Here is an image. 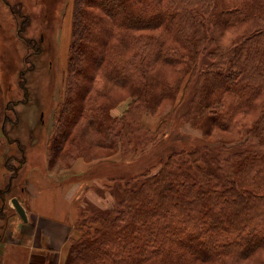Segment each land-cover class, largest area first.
Listing matches in <instances>:
<instances>
[{"label":"trees","instance_id":"obj_1","mask_svg":"<svg viewBox=\"0 0 264 264\" xmlns=\"http://www.w3.org/2000/svg\"><path fill=\"white\" fill-rule=\"evenodd\" d=\"M259 3L253 0L251 4L220 7L219 0H170L162 8L159 0H74L68 60V79L73 83L65 105L72 103L79 83L77 76H82V63L88 60L95 65V72L91 71L88 78L90 82L94 83L99 73L116 85L131 87L144 102L155 103L168 90L156 89L158 76L148 70L152 63L158 59L174 63L186 60L185 56L191 58L197 46V31L209 25L211 17L212 26L216 18H222L220 22L228 26L243 23ZM260 19L262 27L240 33L233 44L221 47L215 43L214 52L224 54L237 68L226 74L215 68L207 73L196 109L200 115L211 112L219 126L224 125L222 120H232L240 106L248 105L264 90V17ZM162 26L174 33L176 45L181 42L186 47L182 58L175 47L163 46L165 40L161 36L138 32ZM130 31L137 32L136 37L127 38ZM111 38L123 46L132 44L136 50L125 57L110 43ZM23 83L22 79L24 87ZM85 87L78 108L86 125L76 123L81 129L89 126L99 134L104 132L105 138L96 143L104 148L110 142L106 107L90 97L89 88ZM1 90L0 87V94ZM18 100L8 101L11 109L19 104ZM259 108L250 128L260 129L259 135H264V100ZM1 115L4 121L8 117L4 112ZM69 116H63L62 110L56 111L55 121L69 122ZM0 127L3 131V124ZM53 128L49 151L60 152L70 130H65L63 124H54ZM4 136L8 143L17 144L24 163L20 140ZM256 141L264 145V140ZM171 158L156 174L140 176L143 179L137 185L125 187L111 215L83 216L78 226L81 235L70 240L66 264H185L225 255L244 257L264 248V146L233 154L219 165L218 173L195 163L196 175L179 176L166 170L175 162ZM14 177L11 175L0 189V195L9 191ZM87 223L93 224L84 229Z\"/></svg>","mask_w":264,"mask_h":264},{"label":"rangeland","instance_id":"obj_2","mask_svg":"<svg viewBox=\"0 0 264 264\" xmlns=\"http://www.w3.org/2000/svg\"><path fill=\"white\" fill-rule=\"evenodd\" d=\"M169 1L159 0V3L164 8ZM252 1L219 0L220 7L251 4ZM259 1V7L249 11L243 23L228 26L220 22L222 18H216L213 27L211 17L209 25L197 31V46L191 58L185 56L186 60L178 59L179 62L174 63L158 59L152 63L148 72L158 76L156 89L164 87L168 90L166 96L155 103L144 102L131 87L116 85L99 73L95 75L94 83L90 82L88 78L91 71L95 72V65L88 60L82 63V76H77L79 83L74 89L72 103L65 105L73 83L68 79V60L74 0H0V125L4 126L3 131L0 127V170L5 169V175H20L14 189L11 182L5 196L4 217L16 213L8 197L19 193L20 181L28 175L29 169H36L51 182L62 180L70 184L81 181L87 186L83 190L80 217L76 221L79 238L83 216L111 215V209L117 207L125 187L137 185L143 179L140 176L156 174L171 161V157L175 162L166 168L167 171L179 176H194L197 174L195 163L218 173L219 165L233 154L264 146L256 141L264 140V135H259L260 129L250 128L264 100L263 89L248 105L240 106L231 121L229 118L226 122L222 120L223 126L214 122L211 112L200 115L196 109L207 79L205 75L213 72V68L223 74L237 68L224 54L214 52L215 43L221 47L229 46L237 41L240 33L262 27L260 16L264 17V0ZM139 31L161 36L165 40L163 46L175 47L180 58L187 50L181 42L176 45L174 33L163 26ZM136 33L128 32L127 38L136 37ZM110 43L124 52L125 57L136 50L132 44L123 46L115 38H111ZM22 79L24 87L21 86ZM85 86L89 88V96L106 107L110 142L104 148L96 144L98 139L105 138L104 132L99 134L93 127L81 129L79 126L81 123L86 125L78 108V99H81ZM18 99L22 103L11 109L8 101ZM60 110L63 116L70 115L69 122L67 119L63 123L60 122L62 119L55 121L56 111L60 113ZM3 112L8 115L5 121L1 115ZM54 124H63L65 130H70L69 139L60 152L49 151ZM4 134L20 140L24 163L17 144L8 143ZM191 153L196 154L191 157ZM88 167L91 168L89 172H76ZM73 170L75 172H71ZM92 224L83 227L86 229ZM185 264H264V248L244 257L225 255Z\"/></svg>","mask_w":264,"mask_h":264},{"label":"crops","instance_id":"obj_3","mask_svg":"<svg viewBox=\"0 0 264 264\" xmlns=\"http://www.w3.org/2000/svg\"><path fill=\"white\" fill-rule=\"evenodd\" d=\"M90 169H78L76 172L83 174ZM19 176L12 178V190ZM10 177L5 175V169L0 170V189L5 187ZM20 183L19 193L8 199L10 203L12 197L19 200L27 220L20 217L12 203L16 213L12 212L5 218L2 206L8 192L0 195V264H66L70 240L78 236L76 221L87 184L81 181L70 184L62 180L51 182L34 168L29 169Z\"/></svg>","mask_w":264,"mask_h":264},{"label":"water","instance_id":"obj_4","mask_svg":"<svg viewBox=\"0 0 264 264\" xmlns=\"http://www.w3.org/2000/svg\"><path fill=\"white\" fill-rule=\"evenodd\" d=\"M11 203H12L13 207L16 209V211L18 212V214L20 215V217L24 221L27 220L25 210H24L23 206L21 205V203L19 202V200L16 197H12Z\"/></svg>","mask_w":264,"mask_h":264}]
</instances>
